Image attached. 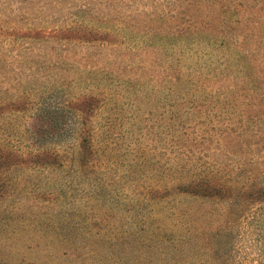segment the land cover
Here are the masks:
<instances>
[{
	"label": "rangeland",
	"instance_id": "1",
	"mask_svg": "<svg viewBox=\"0 0 264 264\" xmlns=\"http://www.w3.org/2000/svg\"><path fill=\"white\" fill-rule=\"evenodd\" d=\"M213 1L0 0V264H264V0Z\"/></svg>",
	"mask_w": 264,
	"mask_h": 264
},
{
	"label": "trees",
	"instance_id": "2",
	"mask_svg": "<svg viewBox=\"0 0 264 264\" xmlns=\"http://www.w3.org/2000/svg\"><path fill=\"white\" fill-rule=\"evenodd\" d=\"M218 0H215V1H213L212 3H208V5L207 6H204V7H201V8H205V9H208L210 6H212V5H214L216 2H217ZM171 3V2H170ZM159 4V3H158ZM172 4H173V2H172ZM225 5V10L224 11H227V10H229V9H237V5H233V4H231V3H224ZM170 5V4H169ZM163 4L161 3V9L163 8ZM187 6H189V5H187ZM195 7L194 6H191V9H194ZM163 11L161 12V14L160 15H158V16H162V17H164V16H166V14H170L171 15V18H172V20L173 21H178V19H179V16H177V14L176 13H174V10L173 9H168V10H165V9H162ZM210 11V10H209ZM163 13V14H162ZM193 14H191V15H189L187 18H186V22H185V27H180L179 28V25H174L172 28H174V31L173 30H171V29H168V31H166V33H168L169 35H171V36H173V37H175V36H178L179 34H184L186 31H188V30H190V28H191V22L195 19H193ZM211 20V19H210ZM224 20H226L225 22L226 23H228V25H232L233 23H235L236 24V26L234 27L233 26V29H235L237 26H239V24H241L242 23V20H241V18H239V17H237L236 19H230V18H228V17H225V19ZM210 22V21H209ZM203 25L204 26H208L207 24H205V23H203V24H201L199 27H195V28H198V29H202L203 28ZM169 26V28H171V24L170 25H168ZM209 26H210V24H209ZM168 28V27H167ZM162 30H164V29H162ZM185 30V31H184ZM190 31H192V29L190 30ZM219 34L217 35V37H215V40L219 43V44H221V46L223 47L222 49L225 51L226 50V53H228V52H230L232 49H233V47H240V45L239 44H237V43H235V44H229V45H226L225 46V44L226 43H228L229 41H231L230 39H229V35H230V30L229 29H227V28H224V29H220L219 31ZM251 32H254V31H251ZM255 32H256V30H255ZM149 33H151V32H149ZM161 33V32H160ZM160 33H158V34H160ZM193 33V32H192ZM256 33H254V35H255ZM248 35H252V34H248ZM243 37L245 38V35H243ZM226 41H228V42H226ZM234 41H236V42H239V40L238 39H235ZM227 47V48H226ZM220 76L221 77H224L223 76V74L222 73H220ZM222 80V79H221ZM229 80H230V77H229ZM226 81H227V77H225L224 78V80H222V83L224 84V86H225V83H226ZM236 86V88L238 87V85L236 84L235 85ZM235 87H233L232 88V86H230L229 85V87H228V91L226 92V98L225 99H223V100H221V103H220V105L219 106H221V107H219V112L220 113H227L229 116H231L230 115V112H232V114L233 113H237L239 116H242V114L245 112V107L244 108H242L243 106H244V104H248V102L250 103V98H251V95H254V100L258 97V91H256L255 93H253V94H250V93H246L245 94V96L246 97H244V99H241V98H239L238 97V90L237 89H234ZM259 99H260V101L261 102H263L264 103V93L263 94H261V95H259ZM255 103V101H252V104H254ZM236 104H237V106H236ZM255 105V104H254ZM264 106V105H263ZM238 109H239V111H238ZM244 110V111H243ZM260 122H264V118H262L261 120H260Z\"/></svg>",
	"mask_w": 264,
	"mask_h": 264
}]
</instances>
